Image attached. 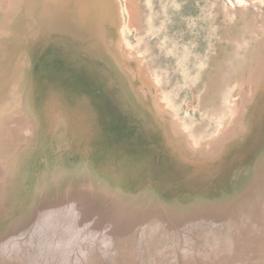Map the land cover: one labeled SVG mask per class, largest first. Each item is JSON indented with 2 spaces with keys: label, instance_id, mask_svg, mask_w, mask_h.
<instances>
[{
  "label": "bare ground",
  "instance_id": "obj_1",
  "mask_svg": "<svg viewBox=\"0 0 264 264\" xmlns=\"http://www.w3.org/2000/svg\"><path fill=\"white\" fill-rule=\"evenodd\" d=\"M44 1L48 19L39 14L43 0H0V18L10 24L0 26V42L11 55L0 73V212L13 218L37 192L49 200L43 207L67 208L61 199H77L88 185L94 200L87 228L63 226L74 232L54 244L37 234L34 243L1 246L0 264H264V20L251 32L258 47L236 80L237 98H228L229 122L204 140L179 120L127 40V28L138 30L131 0L129 22L118 0ZM225 1L244 14L264 11V0ZM38 52L57 89L73 93L63 130L43 124L20 94ZM118 129L127 142L116 149L122 140L109 133ZM34 144L38 158L21 171ZM101 183L108 188L95 195Z\"/></svg>",
  "mask_w": 264,
  "mask_h": 264
},
{
  "label": "rangeland",
  "instance_id": "obj_2",
  "mask_svg": "<svg viewBox=\"0 0 264 264\" xmlns=\"http://www.w3.org/2000/svg\"><path fill=\"white\" fill-rule=\"evenodd\" d=\"M118 1L129 22L127 1ZM131 2L138 30L127 28V40L145 56L179 120L197 138H211L229 122L228 98L231 94L237 98L236 80L247 73L258 47L251 32L263 22L264 11L252 8L244 14L231 10L225 0ZM166 117L169 121L171 116ZM109 135L122 140L116 149L127 142L119 129Z\"/></svg>",
  "mask_w": 264,
  "mask_h": 264
},
{
  "label": "water",
  "instance_id": "obj_3",
  "mask_svg": "<svg viewBox=\"0 0 264 264\" xmlns=\"http://www.w3.org/2000/svg\"><path fill=\"white\" fill-rule=\"evenodd\" d=\"M45 3L46 2L43 0V4L40 5L43 7V8L41 7L42 10H40V12H39V14L41 15V18L44 17V15L49 12V7H47L48 5L45 6ZM47 3H50V2L47 1ZM30 9H32V8H30ZM48 18L49 17H47L45 15V19H48ZM0 20H1V18H0ZM2 20H3V18H2ZM2 20L0 22V26H4V25L9 26L10 25L9 23H7L9 21H6V20L2 21ZM14 21H15V19H14ZM16 25H17V23H16ZM40 48H39V51H40ZM46 48H47V50L49 48H51L50 44H49V46L47 45ZM9 49H10V46L9 45L7 46L6 41L0 42V73L3 71L4 66H8V64L5 60V57L8 58L11 56L9 54V52H10ZM39 53L40 52H38L37 55L35 56L36 60H34L35 58H33V61H35V62H34V67H33L31 76H29V75L27 76L28 78H30V81L28 78H27V80H25L21 89H19L20 94L22 96H24V99L26 102H28L29 104L34 106L33 113L36 116L39 114V118L41 119V121H43L42 122L43 124L45 123V125H46V123H47L48 127L53 125L52 126L53 128L55 127L54 125H57L59 127V129H62L63 123L66 126H68V124H69L68 123V120H69L68 117L70 114H68L69 113L68 110L71 109L72 108L71 105H73L70 102L72 100V98H74V97H72L73 93L71 94V92L67 91L66 89L65 90L62 88H61V90L57 89V87L59 85V83H58L59 81H55V80L51 79V77H49V74L50 75L52 74L51 72L50 73L47 72L46 69H44V70L40 69L41 68L40 65L42 63H43V67L48 66L51 63H50L49 59L47 60V59H45V57L44 58L42 57L43 56L42 54H44V52L40 53V54ZM38 59H39V61H38ZM67 61H68L67 63L72 62L70 56H69V59ZM50 67L51 66H48V68H50ZM67 67L69 69V66H67ZM71 70H73L74 74L76 73L75 69H71ZM104 77L105 76H102V78H104ZM31 84H34V89L30 91V85ZM38 84L40 86H42V88L40 90V94H39V90H37ZM97 85H98V83H97ZM108 88H111V87L108 86ZM106 89H104L103 91L106 93L107 96H110L108 93L109 89H107V90ZM65 97H66V99H63ZM41 98H42V100H41ZM58 100H59V102H58ZM65 100H67L68 102ZM113 100H115V99L113 98ZM57 103L63 104L62 110L60 109V107L58 108V106H56V105H58ZM79 105H81V104H79ZM51 111H53V112L51 113ZM73 111H76V110L74 109ZM39 118H37L38 121H39ZM52 118L55 120V122H53ZM95 122H96V120H95ZM70 125L73 126L72 124H70ZM47 133L50 136L53 135L52 132H50V133L47 132ZM34 146H35V144L32 147H30L31 151L26 154L27 157L25 158V160H24V158H22V160L20 159L21 161H19L18 165H19L21 171L24 168H25V171H27L31 167L30 166L28 168L27 160H28V164H29L33 158H36V159L38 158V155L34 154L35 150H32V148H34ZM71 176H72V174H71ZM71 178H74V177L72 176ZM102 185H103L102 183H101V185H99V184L94 185L96 187L95 195H98L97 192H100L99 189ZM104 185H105V188L107 189L108 187L106 186V184H104ZM86 188H87L86 191H84L82 193V195L78 196L77 199L76 198H72V200L61 199L64 203L67 202L66 204L68 207L66 208V206H65L62 209L60 208V210H58L59 204L55 206L52 203H50V205L43 207V205H45L46 202L48 203L49 200L46 201L45 203H43L44 202L42 200L43 197L40 194H38V196H37L36 194L38 192L37 193L34 192L35 193L33 195L34 199H32L31 202H29V204L26 205L25 209L19 210L20 212H18L17 215H15L13 212L12 213V214H14L13 218H9V220H8V218L6 217L7 213L5 214L4 212H0V247L1 246L2 247H9V246L14 247V246H16L17 243L21 242L20 240L24 241V239H25V241L30 240L31 242L34 243L35 241H37V238H38V237L36 238L37 234L42 235V237L40 236V238H38V240L40 239L39 242L43 241V240H41L42 238L45 239V237H47L48 239H46V242L49 241V242H52L51 244H54L53 241L56 240L55 237L57 235H60L59 237L61 239H64V238H62L63 237L62 234L65 232L64 235H66L68 233L65 237L69 239L71 237L72 233L74 232V230H76V229L80 230L83 228H87L86 226L84 227L82 222L86 218V215L89 211L88 209L90 208L91 202H93L94 197H92L93 194H90V192H91L90 190L93 189L92 185H88ZM86 193H88V194H86ZM35 196L37 198V202H36ZM101 197H102L101 200H104L106 198L105 195H103V196L101 195ZM39 201L41 202L40 206H38L39 204H37ZM61 205L64 206V204H61ZM72 206H74L73 207L74 209L70 210L72 208ZM36 207L41 208V209L33 217V212L36 211L35 210ZM54 209H57V210H54ZM94 209L97 210L98 207L95 206ZM53 211H56V212H53ZM41 212L44 213V215L46 217L43 221L38 219V215H37L38 213H41ZM8 214H10V212ZM67 221H71V223H70L71 225L67 224L66 223ZM63 226H64V228L65 227L67 228L68 226L73 227L71 229H74V230L72 231L69 227L68 232L63 231V229H62ZM21 232L23 234L22 235L23 239H20L21 237L15 238L16 234L19 235ZM4 233H6V235L1 238V236ZM44 235H45V237H44ZM50 246H53V245H50ZM32 247H33V245H32ZM59 247L55 246L54 248L58 249ZM50 249H53V248L51 247Z\"/></svg>",
  "mask_w": 264,
  "mask_h": 264
}]
</instances>
